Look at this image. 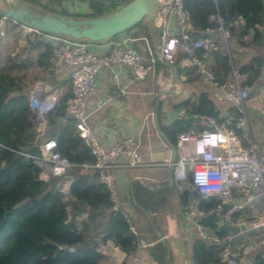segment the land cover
<instances>
[{"label": "trees", "instance_id": "obj_1", "mask_svg": "<svg viewBox=\"0 0 264 264\" xmlns=\"http://www.w3.org/2000/svg\"><path fill=\"white\" fill-rule=\"evenodd\" d=\"M20 1L42 12L89 18L105 15L130 0H86L90 8V12L86 13L71 12L64 5L66 0ZM183 9L190 24L191 35L212 28L215 24L210 16L213 14H219L224 20L235 19L240 15L242 22L230 26L231 36L241 45H261L264 42V0H183ZM5 23L10 24L11 29L20 26L7 19ZM134 27L137 30H133ZM134 27L125 33L133 37L131 44L138 52L143 45L139 53L145 63L150 64L153 57L151 49L144 39H139L142 37L144 22ZM155 32L160 39L159 33ZM118 35L107 40H113ZM25 50L26 55L22 58H19V53H7L0 66V264H103L97 251L99 244L111 241L120 250L130 252L139 238L145 241L157 240L146 248L148 264H166L168 254L171 264L172 254L168 243L157 239V216L173 205L174 192L184 212L189 210L194 201L190 192V174L188 186L182 192H177L175 188L148 191L136 185V198L146 210V213H142L137 209L136 218L128 216L123 210L112 209L109 191L99 181L97 170L82 165L91 163L93 155L79 136L75 121L65 116V103L72 95L68 86L57 105L45 117L50 125L58 118H65V124L53 137L56 150L73 165L62 176L42 178V168L34 159V156L39 155L37 121L31 115L27 93L29 86L23 83V78L30 67H38L44 72L49 68L51 46L48 42L33 38ZM201 52L203 50H199ZM207 54L216 79L225 84L231 72L229 54L219 51ZM183 57L184 54H181L174 64L178 74L185 71L189 75L185 79V82H189L193 79L190 75L192 68L178 67ZM234 58L241 59L239 55ZM231 60L234 65L235 59ZM155 66L165 76L169 75L168 67L158 61H155ZM236 68L246 74L249 87L257 86L264 92L262 55H252ZM35 77L37 75L32 77V81ZM167 103L178 115L169 124H164L160 101L157 119L160 129L174 145L181 132L210 129L206 119L208 116L214 117L219 124L235 128L237 109L229 108V118L221 116L220 109L206 89L192 92L183 98H168ZM66 178L71 179L69 197L60 191ZM219 203L218 196L201 198L199 210L207 212ZM81 216L83 219L78 220ZM253 218L251 209L246 206L230 214L233 222L244 223L246 226ZM201 222L219 236L229 233L227 230H219L213 224H207L204 218ZM255 235L250 231L248 242ZM263 253L264 248L256 252L255 264H264ZM189 256L193 264H221L219 249L209 239L196 237L191 244Z\"/></svg>", "mask_w": 264, "mask_h": 264}, {"label": "built area", "instance_id": "obj_2", "mask_svg": "<svg viewBox=\"0 0 264 264\" xmlns=\"http://www.w3.org/2000/svg\"><path fill=\"white\" fill-rule=\"evenodd\" d=\"M157 17L161 18L162 33L160 36V57L169 64H174L181 54L187 69L192 68L191 76L203 79L209 91L218 102H224L237 109L238 116L235 128L219 124L214 117H206L210 129L202 131L189 130L181 132L176 140V159L173 163L177 181H183L190 174L191 185L199 193L189 210L184 213L187 222L195 226L196 236L213 241L218 249L221 264H242L250 256L264 248V238H259L241 248L232 246V234L217 235L202 219L211 213L219 214L223 204L240 202L233 205L224 215L226 221L233 222L230 214L243 206L256 208L253 220L248 224L253 229L264 228V155L257 152V146L250 133L247 105L250 100V87L246 84L247 76L234 67L231 58L230 83L221 84L212 70V62L207 54L219 51L229 54L231 36L230 26L242 22L238 15L235 19L224 20L219 14L210 16L214 22L212 28L206 29L201 37L191 38L190 24L183 9V0H159ZM33 38L48 42L51 46L49 74L54 79H66L70 82L72 95L66 100L65 116L75 121L79 136L90 148L93 155L91 163L82 164L85 168L97 170L98 179L105 184L114 209L130 212L121 206L116 174L138 166L141 160L138 155V141L133 136L113 139L103 143L92 127L86 105L96 87L97 76L105 68L115 65L127 67L137 80L145 79L151 65L157 61L153 55L150 64H146L141 54L135 49L128 36L120 37L105 52L91 49L89 40L76 39L68 35L54 34L24 27ZM172 28V29H171ZM134 27L133 30H136ZM0 35L3 31L0 30ZM147 39V35H145ZM199 50L203 52L199 53ZM189 75L185 73L184 77ZM124 93L123 90H121ZM61 89L48 79L35 83L29 92V108L33 119L43 118L59 102ZM39 155L34 156L41 166L42 178L62 176L73 163L56 150L54 137L42 138L38 144ZM169 165V160L164 163ZM197 175H205L206 182L198 184ZM71 179L62 182L61 193L69 197ZM236 193H240L236 195ZM218 196L220 203L207 212L199 210L201 198ZM132 217V216H131ZM130 225V229H132ZM153 241L137 239L133 251L124 252L113 242L99 244L98 253L103 264H125L131 260L135 264H147L142 252ZM264 256V253H263Z\"/></svg>", "mask_w": 264, "mask_h": 264}, {"label": "crops", "instance_id": "obj_3", "mask_svg": "<svg viewBox=\"0 0 264 264\" xmlns=\"http://www.w3.org/2000/svg\"><path fill=\"white\" fill-rule=\"evenodd\" d=\"M65 3L67 8L73 13L90 12V8L86 0H66ZM161 23V18L159 16L156 17L155 31L159 33V38L163 30ZM141 31L142 37L139 39H144L146 43H148L145 37L147 31L145 23L144 27L141 28ZM26 32L27 31L25 28L20 25L16 29H13L10 35H7V37L2 35L0 36V66L4 63V56L7 53L12 55L19 53V58L25 57V49L31 44V40L33 39L32 35L27 32L30 38V43H27L24 37ZM124 36L130 37L129 34L123 32L119 34L118 38L116 39L92 41L89 45L91 49L96 52H105L115 41ZM1 38H5V40L2 42ZM130 38L133 40V37ZM233 39V50L235 53H237L236 55L241 57V59H239L240 63H243L252 55L259 54L264 57V42L261 45H241L236 41L235 38ZM246 39H248V37H246ZM134 40L138 39L134 38ZM141 46L143 48V45ZM36 53L37 52H35V54ZM151 67L152 68L149 75L143 80L135 79L131 71L122 65H115L111 68L103 69L97 76L94 93L86 105L90 123L97 136L103 143L108 144L113 139L125 136H133L138 141V155L141 163L138 166L129 167L116 174L117 188L122 201L121 206L130 212L132 218L137 217L136 211L138 208H136L132 202L131 189L133 190L134 195L136 185H139L141 188L145 189L139 182H133V180L137 177H142L155 183H162L166 181L168 177V166H166L164 163L170 158V149L159 137L155 129L153 122V104L156 96L161 90L174 89L178 85L176 84L172 70L168 66H166L169 68V75L167 76H165L160 70L156 69L155 63L152 64ZM178 67L181 69L185 67L184 60L182 58L179 60ZM30 71H34L33 73L38 71L40 74H38L37 77L33 79V81L32 79L26 80L28 76L27 74ZM156 74L158 75L157 81L154 79V77L157 76ZM34 75L36 74H33L32 77ZM178 75L184 82V86L180 89V94L178 93L176 96H172L170 98H183L192 92H197L200 89H206L214 103L220 109L221 116L228 118L230 117L229 108L231 106L224 102L216 101V99L213 97L214 95L209 91L208 86L205 84L202 78L193 76L192 81L185 82V79L187 78L184 77L185 71H182ZM163 77L172 79V83H165L166 85L161 86L160 84ZM41 79H48L53 84L59 85L61 91L62 89H65L64 82H69L66 79L56 80L52 78L48 69L44 72L38 67H30L26 71V75L23 78V83L29 86L27 92L28 96L35 83ZM227 83H230V79L227 81ZM169 84L172 85L170 86ZM69 86L71 89V85ZM121 90H123L124 93H122ZM260 92L263 91L260 90ZM163 100L167 101L168 99H162L161 102ZM263 106L264 95L261 97H251L247 105V111L249 116L250 130L251 127L253 128V132H251V135L253 134L252 139L254 142L256 141L258 143V145L256 144L257 152L264 155ZM160 110L162 114V122L164 124H169L178 115L171 107H169L167 102H162ZM64 124L65 118H58L51 125L48 124L46 120L40 122L37 126L38 141L45 137H53L55 132ZM161 169H163V172ZM176 182L175 185L170 188H175L177 192H182L188 186H185L184 183H181L177 186ZM137 201L139 200L137 199ZM174 201V212L170 211L165 215L160 213L157 216L156 229L157 232L161 233V237L159 238L157 236V239L168 243L170 252L172 254L171 264H193L190 260L189 254L191 244L197 237L195 226L185 220V212L178 204V199L176 196ZM112 209L114 208L112 207ZM250 209L252 215L254 216L256 213V208ZM250 231H253L256 234L255 236H252L251 242L258 240L259 238H264V228L253 229L247 225L245 229L240 230L238 233H231L233 243L232 246L234 248H241L244 246L246 243H244V241L248 242L251 237L249 236ZM255 254L252 255V258L248 259L251 264H255ZM141 255L148 264V253L146 252V248L143 250ZM99 257L101 258L100 254ZM125 264L135 263L129 260Z\"/></svg>", "mask_w": 264, "mask_h": 264}, {"label": "water", "instance_id": "obj_4", "mask_svg": "<svg viewBox=\"0 0 264 264\" xmlns=\"http://www.w3.org/2000/svg\"><path fill=\"white\" fill-rule=\"evenodd\" d=\"M159 4V0H130L109 14L89 18H76L71 16L55 15L49 12H42L38 9L31 8L26 3L20 7L11 6L8 0H0V15L2 18L16 22L23 27L32 28L42 32L68 35L76 39H86L89 41L107 40L125 32L128 29L133 28L141 21L145 23L153 55L159 63L168 66L172 70L176 84L178 85L174 89L161 90L156 96L153 104L154 126L159 137L170 149V158L167 172L168 177L166 181L162 183H155L142 177H137L133 180V182H139L146 190L149 191H158L170 188L175 185L177 180L173 168V163L175 162L177 154L176 146L169 141L167 136L160 129L157 115L159 110V102L162 99H168L172 96H176L178 93L180 94V89L184 86V82L177 74V67L175 64H169L160 57L159 45L155 32V18L157 17ZM201 36L202 33L194 32L191 35V38L196 39ZM24 37L27 43H30L29 34L27 32L24 34ZM190 192L192 199L195 200L200 198V193L194 187L190 189ZM131 199L136 208H138L142 213H146L145 208L135 198L132 189ZM239 204L240 202L238 201L234 203L223 204L222 210L219 214H208L204 217V221L207 224L215 225L219 230H227L232 234H236L240 230L245 229L246 225L241 224L238 226L231 224L225 220L224 215L233 205ZM82 219L83 216L78 217V220ZM157 236L160 238L161 233L157 232ZM250 258H252V256H250L249 259ZM241 263L251 264L249 260L242 261ZM166 264H169V254L167 255Z\"/></svg>", "mask_w": 264, "mask_h": 264}, {"label": "rangeland", "instance_id": "obj_5", "mask_svg": "<svg viewBox=\"0 0 264 264\" xmlns=\"http://www.w3.org/2000/svg\"><path fill=\"white\" fill-rule=\"evenodd\" d=\"M9 1H11V0H9ZM16 2H17V6L16 7H20L21 5H24V2H21L20 0H16ZM64 5H66V3L64 4ZM0 8H1V5H0ZM112 12V11H111ZM111 12H108V13H106V14H109V13H111ZM5 20L6 19H4V18H0V30H2L3 31V35L2 36H4V37H7V35H10V33L12 32V30L13 29H11V26H10V24H6L5 23ZM7 31V32H6ZM126 34H128V33H126ZM146 35H147V46H149L150 47V42H149V38H148V34H147V31H146ZM1 36V35H0ZM118 38V37H117ZM116 39V38H115ZM5 40V38H1V41L3 42ZM160 39H158L157 38V42H158V45L160 44V41H159ZM233 40L234 39H231L230 40V42H229V56H230V58L231 59H235L234 60V65L237 67V66H239L241 63H240V60L239 59H236V58H234V57H236V54L237 53H235L234 52V50H233ZM139 52H141L142 51V48L141 47H139ZM232 55L234 56V57H232ZM34 71H30V72H28V76H27V78H26V80L27 79H29V80H31L32 79V75L33 74H36V75H38L39 74V72L37 71V72H35V73H33ZM33 73V74H32ZM32 74V75H31ZM159 74V73H158ZM157 75V74H156ZM41 76V75H40ZM154 79H155V81H157V79H158V75L157 76H155L154 77ZM67 82V81H66ZM172 83V79H169L168 77H163L162 78V81H161V86H163V85H166L165 83ZM70 85V83L68 82V83H65V85H64V87H65V89H62V91H61V95L63 94V92H65V90L67 89V87ZM155 85V84H154ZM170 86L172 85V84H169ZM157 86V85H156ZM170 86H168V87H170ZM250 94V97H255V96H263L264 95V92H260V90H259V88H257V86L255 87V86H253V87H250V92H249ZM162 102H167V101H165V100H163ZM170 107V106H169ZM36 120V119H35ZM47 121V119H46V117L45 116H43V118H40V119H38V120H36L37 121V126H38V124L40 123V122H43V121ZM251 132H253V128L251 127ZM253 135V134H252ZM255 144H257L258 145V143L255 141ZM158 170H160V169H158ZM161 171L163 172V169H161ZM188 174H189V172H187V177H186V179H184L183 181H177L176 182V185L178 186V185H180L181 183H184V185L186 186V185H188ZM184 187V186H183ZM176 192H174L173 193V195H174V197L176 196ZM174 212L175 211V208H174V205H170L167 209H165L162 213L165 215L166 213H168V212ZM105 261L106 260H103L102 262L103 263H105Z\"/></svg>", "mask_w": 264, "mask_h": 264}, {"label": "clouds", "instance_id": "obj_6", "mask_svg": "<svg viewBox=\"0 0 264 264\" xmlns=\"http://www.w3.org/2000/svg\"><path fill=\"white\" fill-rule=\"evenodd\" d=\"M196 182L198 184H204L206 182V176L205 175H197Z\"/></svg>", "mask_w": 264, "mask_h": 264}, {"label": "bare ground", "instance_id": "obj_7", "mask_svg": "<svg viewBox=\"0 0 264 264\" xmlns=\"http://www.w3.org/2000/svg\"><path fill=\"white\" fill-rule=\"evenodd\" d=\"M9 1V0H8ZM9 4L11 5V6H17V2H16V0H11V1H9Z\"/></svg>", "mask_w": 264, "mask_h": 264}]
</instances>
